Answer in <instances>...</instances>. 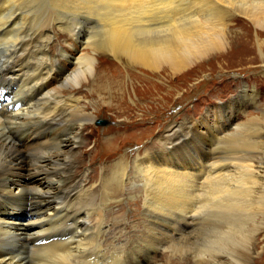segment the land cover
<instances>
[{
    "label": "bare ground",
    "instance_id": "6f19581e",
    "mask_svg": "<svg viewBox=\"0 0 264 264\" xmlns=\"http://www.w3.org/2000/svg\"><path fill=\"white\" fill-rule=\"evenodd\" d=\"M241 18L256 28L262 53L264 0H0V264H151L150 251L129 262L116 212L122 206L106 210L113 198L121 204L133 197L142 198L134 202L142 217L159 221L146 227L166 231L146 245L157 256L180 253L166 264H250L259 255L252 250L255 236L264 233V110L236 128L226 116L218 122L227 125L215 127L208 115L165 127L143 156L142 149L133 159L124 152L112 176L100 173L102 162L73 176L86 148L80 130L97 119L77 93L98 74L101 55L171 78L221 55L242 35L232 30ZM253 94L244 86L239 95L246 100L231 97L217 109L224 113L231 105L242 113L244 102L256 104ZM195 136L206 138L209 148L182 154ZM98 177L102 186L85 190ZM100 194L104 204L95 197ZM8 198L23 204L21 213H10L15 208ZM210 218L217 225L211 229L205 226ZM182 222V238L173 237V224Z\"/></svg>",
    "mask_w": 264,
    "mask_h": 264
},
{
    "label": "rangeland",
    "instance_id": "374dc122",
    "mask_svg": "<svg viewBox=\"0 0 264 264\" xmlns=\"http://www.w3.org/2000/svg\"><path fill=\"white\" fill-rule=\"evenodd\" d=\"M93 24L94 22L88 23L90 27ZM235 24L236 23H234L232 30L240 32L242 35L234 38L230 47L222 52L221 55L220 52L216 53L208 57L209 60H203L200 65H195L196 67L193 66V68L171 78L166 73H160L155 77L139 68L131 70L130 68H126L125 64H121L115 58L101 55L99 58L100 62L98 61L97 63L98 70L96 71L98 74L91 79L90 82H87L81 92L77 93L81 95L90 106L86 107L87 112L95 113L97 119L92 120L88 128L80 130L79 134L82 136L86 148L83 149V154H81L80 162L77 166L78 170L76 173H73V176L76 177L80 175V172L83 171L82 168L85 166H90L93 168L92 170L95 168L99 169V162L105 165L100 173L103 171L107 172L106 176H112L110 172L113 168L111 167L118 163L119 157L123 155L124 152H129L127 156H131V159L139 154L143 156L149 149L147 147L151 145L150 140L155 139L159 134L163 135L168 127L172 125L175 129H178L180 125L185 123L186 125H190L192 122L197 123L200 118L202 122L203 118L208 115V122L211 125L218 123V126L215 125V127L227 125L225 122L223 125H220L218 122L219 116H226L227 118L230 117L233 128H236L237 126L248 123L251 118L255 119L261 117V110H264V57H262L264 56V49H262L263 52L260 53L255 37L257 30L251 23L241 18V20L237 22V25ZM66 37L68 38V35L63 34L60 43L64 44V42H66ZM261 40L264 41V36L261 37ZM56 46L59 48V44ZM67 50H69L68 46ZM83 52L88 54L93 53L90 50H84ZM133 71H135V73H132ZM113 75L116 76L117 79L113 77ZM244 86L247 87L248 90H254L255 94L253 95H256L254 97L256 104L253 102H244L246 105L242 113H247L246 115H242L239 111L236 113L233 112L232 110L234 109L230 108L231 105L227 106L225 109L226 112L224 113V108L217 109L224 105L231 97H236L240 101L246 100L239 95ZM120 96L123 98H120ZM91 102L94 105L91 104ZM94 109H98L99 112H95ZM228 110H231L230 114L236 115L233 121L232 117L235 115L229 116L226 114ZM227 118L224 119L227 120ZM201 122L197 124L200 129ZM40 125L41 123L38 125V128L42 135V129L40 130L39 127ZM165 127L166 131L162 133ZM97 132L99 138L96 135ZM108 132H110L108 135L113 134V136L110 138H102V134H107ZM198 138L197 136L194 137V145L188 148L189 150L186 148L191 144H185L182 147L181 153L183 152L182 154L188 155L193 152L194 148L199 149L202 148L203 145L205 149H208L209 146L206 138ZM156 145L157 144H153L151 149H154ZM159 147L160 145L158 143L157 148ZM141 149L142 151H140ZM136 152H139V154H135ZM23 171L25 174V170ZM96 171L99 172V170ZM90 173L91 170L88 171V174ZM108 181H110V186H112L113 183L111 180ZM87 182L86 180L85 184H87ZM98 183L102 186V177H98L97 181L85 188V190L90 189L92 186L97 187ZM114 186L115 185H113L111 190L117 193L115 191L117 187ZM82 192L84 191L82 190ZM101 192L103 195L105 191L101 190ZM101 194L98 195V197L95 196L96 199L102 198ZM133 198L131 201L128 200L126 203L121 204L113 202V198L111 203L106 207L107 210L109 206H122L120 209H117L116 212L120 214V222H124L122 226H118L121 230H126L125 232L121 231L120 236L122 239L127 238L124 244H122V250L125 252V256L128 257L129 262H131L134 257H141L144 260L146 251H150V253L154 254H151V256L153 255V257H155L151 260V264H166L170 255H180V253L167 251L157 256L155 250L153 251L150 249V246H148L151 244L148 242L149 237L152 236L153 238L156 236V233L157 235H163L166 231L163 232L156 227H153V229L147 228L146 225L151 222V220L154 221V225L158 224L157 222L159 221L156 218L149 217V214H145L142 217V208L139 209L137 205L135 206L134 204V202H143L142 198L136 200ZM7 201L12 204L14 203L15 209L10 213L15 211L21 213L23 204L21 205L20 202L16 204L15 201H11L9 198ZM98 203L104 204L99 199ZM104 215L107 217L106 211H104ZM114 217L118 216L114 215ZM193 220L192 222L194 223L201 222L199 221L201 219ZM213 220L210 218V222L207 221L205 226L210 229L217 226L214 225L215 223H213ZM142 223L145 227L143 231L140 232ZM173 225L175 226V230L170 231L171 235L175 238H182L183 232L178 233V231L179 229H184L185 231L187 225H185L184 222L179 225ZM165 237L162 236V240H165V243L162 245L163 247L168 244L166 242L168 238ZM146 243L148 245H146ZM253 244L254 250H252V252L254 253L255 251L256 254L258 252L259 255L253 256V258L250 259V264H264V233L257 234ZM182 256L185 257L184 255ZM185 258L184 261L187 259ZM171 259L173 263L181 262L177 257H172ZM188 261L190 262V259ZM144 262L148 261L145 260ZM189 262L186 264H191Z\"/></svg>",
    "mask_w": 264,
    "mask_h": 264
}]
</instances>
